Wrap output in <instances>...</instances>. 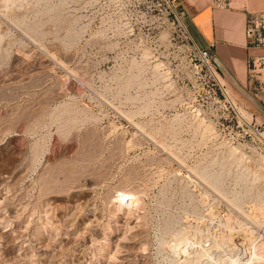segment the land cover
I'll return each instance as SVG.
<instances>
[{"label":"rangeland","instance_id":"obj_1","mask_svg":"<svg viewBox=\"0 0 264 264\" xmlns=\"http://www.w3.org/2000/svg\"><path fill=\"white\" fill-rule=\"evenodd\" d=\"M7 1L0 264H48V250L52 264H182L181 239L188 256L215 239L199 264H264V133L241 122L178 1Z\"/></svg>","mask_w":264,"mask_h":264},{"label":"crops","instance_id":"obj_2","mask_svg":"<svg viewBox=\"0 0 264 264\" xmlns=\"http://www.w3.org/2000/svg\"><path fill=\"white\" fill-rule=\"evenodd\" d=\"M177 1L194 42L199 48L210 51L218 74L231 84L239 107L250 113L256 122L264 124V93L260 98L251 94L248 70L249 55L264 52V49L248 47L246 39L248 15L264 11V0Z\"/></svg>","mask_w":264,"mask_h":264},{"label":"built area","instance_id":"obj_3","mask_svg":"<svg viewBox=\"0 0 264 264\" xmlns=\"http://www.w3.org/2000/svg\"><path fill=\"white\" fill-rule=\"evenodd\" d=\"M167 7L174 8L177 4V0H161ZM246 39L248 47L252 49H264V11L250 12L246 22ZM198 50L203 59L210 65L213 62L212 54L208 49H202L198 47ZM213 67V68H212ZM212 70L218 73L215 66H212ZM248 70L250 79L252 80L251 94L255 98H260L264 93V52L256 51L252 52L248 58ZM217 76V75H216ZM219 79V78H218ZM223 90H225L224 84L219 82ZM242 123L250 126L253 131L258 135L264 133L262 131L263 123L256 122L253 118L248 119L243 116L240 111L239 105H234Z\"/></svg>","mask_w":264,"mask_h":264},{"label":"bare ground","instance_id":"obj_4","mask_svg":"<svg viewBox=\"0 0 264 264\" xmlns=\"http://www.w3.org/2000/svg\"><path fill=\"white\" fill-rule=\"evenodd\" d=\"M17 1V0H16ZM6 2H10V1H7L6 0ZM8 4V3H7ZM184 24V23H183ZM185 25V24H184ZM34 27V26H33ZM33 27H32V29H33ZM36 27H37V25H36ZM35 28V27H34ZM35 29H37V28H35ZM35 29H33V30H35ZM40 29V28H39ZM36 31V30H35ZM70 82V81H69ZM70 85V84H69ZM70 86H72L73 87V89L76 87V83L75 82H71V85ZM71 89V88H70ZM230 89H232V88H230ZM76 90V89H75ZM74 90V91H75ZM76 92H77V90H76ZM21 128V127H20ZM1 166V165H0ZM11 168V167H10ZM13 168V167H12ZM0 170H1V168H0ZM14 169H12V171H13ZM2 171V170H1ZM18 171V170H17ZM203 172H205V171H202V174H203ZM7 173V172H6ZM6 173H0V187L1 186H3L4 187V185L5 184H7V182H8V178L6 177L7 175H6ZM206 173H207V171H206ZM205 173V174H206ZM20 174V173H19ZM207 174H209V173H207ZM206 174V175H207ZM210 174H211V172H210ZM214 174V173H213ZM9 175V174H8ZM216 175V174H215ZM215 175H214V177H215ZM205 176V175H204ZM213 177V178H214ZM219 177V176H218ZM19 178V177H18ZM219 180H220V178H218ZM217 179V180H218ZM15 180H17V178L15 179ZM14 180V181H15ZM208 180V179H207ZM210 181H211V179H210ZM209 181V182H210ZM11 183V182H10ZM213 183V182H212ZM220 183V182H219ZM219 183H218V185H219ZM20 185V184H19ZM44 185V184H43ZM10 186V185H9ZM49 186V185H48ZM78 186V185H77ZM8 187V186H7ZM216 187H217V185H216ZM219 187V186H218ZM45 188V187H44ZM8 190H10V189H8ZM119 192V191H118ZM121 192V191H120ZM45 194V193H44ZM15 195V194H14ZM40 195H42V194H40ZM4 196V195H3ZM39 196V195H38ZM137 196L138 195H136V192L134 191V190H123L122 189V192H121V196H120V200H119V204L120 205H125L127 208H128V206H133V205H135V202L138 200V198H137ZM11 197V196H10ZM5 198V197H4ZM24 198V197H23ZM119 199V198H118ZM1 200V199H0ZM3 201V200H2ZM118 201V200H117ZM17 202V201H16ZM236 202V201H235ZM20 204V203H19ZM18 204V205H19ZM37 204V203H36ZM5 205H6V203H5ZM21 205V204H20ZM42 205V204H41ZM118 206V205H117ZM49 207V206H48ZM17 208V207H16ZM18 208H20V206L18 207ZM17 208V209H18ZM23 208V207H22ZM13 209V208H12ZM15 209V208H14ZM21 209V208H20ZM23 209H25V208H23ZM78 210V209H77ZM83 210V209H82ZM11 211V210H10ZM15 211H18V210H15ZM69 211V210H68ZM94 211H96V210H94ZM45 212V211H44ZM50 212V211H49ZM81 212V211H80ZM263 212V211H262ZM18 213V212H17ZM16 213V214H17ZM46 213V212H45ZM10 214H11V212H10ZM20 214H18V216H19ZM43 215V214H42ZM259 215V214H258ZM45 216V215H44ZM255 216V215H254ZM17 217V216H16ZM263 218V217H262ZM102 219V218H101ZM66 221H68V220H66ZM45 224V223H44ZM59 224V223H58ZM28 225V224H27ZM48 225V224H47ZM46 225V226H47ZM70 225V224H69ZM40 228V227H39ZM38 228V229H39ZM51 228V227H50ZM60 229V228H59ZM34 232V231H33ZM37 232V231H36ZM46 232V231H45ZM247 233V232H246ZM36 234V233H35ZM40 234V233H39ZM259 234V233H258ZM56 236V235H55ZM211 235H209V237H210ZM54 238V237H53ZM52 238V239H53ZM211 238V237H210ZM214 238V237H213ZM212 238V239H213ZM178 239V238H177ZM202 239V238H201ZM54 240V239H53ZM53 240H52V242H53ZM214 240V244H212V246H209V248L207 247H205V249L204 250H200L201 252H198V253H194L195 255H191V256H188V253H185V251L183 252V250L185 249V247L184 246H186V244L187 243H189V242H182V239H181V242L179 243V245H178V250H179V252H181L182 254H183V262H182V264H199V262H198V260L200 259V258H202L203 256H208L209 257V255L210 254H212L213 252H215V253H217L218 252V248H219V246H218V244L215 242V239H213ZM248 240V239H247ZM51 241V240H50ZM55 241V240H54ZM197 241V240H196ZM195 241V242H196ZM234 241V240H233ZM237 241V240H236ZM38 242V241H37ZM65 242V241H64ZM192 242V241H191ZM218 242V241H217ZM248 242V241H247ZM55 243V242H54ZM54 243H53V245H54ZM63 243V242H62ZM78 243V242H77ZM185 243V244H184ZM197 243V242H196ZM201 243V242H200ZM235 244H236V242H234ZM234 243H233V245H234ZM232 244V243H231ZM48 245V244H47ZM50 245V244H49ZM82 245V244H81ZM189 245H191L190 243L187 245L188 247H189ZM199 245V244H198ZM203 245V244H202ZM220 245V244H219ZM36 246V245H35ZM51 246V245H50ZM186 246V247H187ZM236 246V249H237V247H238V251L240 250V249H242V248H244L242 245H240V244H238L237 243V245H234V247ZM239 246H240V248H239ZM241 246H242V248H241ZM246 246V245H245ZM46 247V246H45ZM248 247V246H247ZM36 248H38V247H36ZM59 248V247H58ZM193 248V247H192ZM198 248H199V246H198ZM202 248V247H201ZM84 249V248H83ZM187 249V248H186ZM75 250V249H74ZM177 250V251H178ZM199 250V249H198ZM49 251V250H48ZM47 251V252H48ZM81 251V250H80ZM84 251V250H83ZM192 252H193V250H191ZM47 252H43V254L42 255H44V256H46L47 258H48V264H52V258H53V256L54 257H56V255H52L51 257L49 256V252L47 253ZM76 252V251H75ZM79 252V251H78ZM186 252H187V250H186ZM191 252V253H192ZM220 252V251H219ZM254 252V251H253ZM38 253V252H37ZM52 253V252H51ZM57 254V253H56ZM78 254V253H77ZM76 254V255H77ZM205 254V255H204ZM219 254V253H218ZM27 255V254H26ZM257 255V254H256ZM80 256H81V254H80ZM182 256V255H181ZM212 257H213V254L211 255ZM210 256V257H211ZM247 256V258H246V263H249L250 264V261H252V256L250 255V254H247L246 255ZM71 257V256H70ZM209 257V258H210ZM262 257V256H261ZM207 258V257H206ZM230 258V257H229ZM229 258H228V261H229ZM67 259V258H66ZM214 259V258H213ZM41 260V259H40ZM47 260V259H46ZM61 260V259H60ZM77 260V259H76ZM204 260V259H203ZM212 260V259H211ZM226 260V259H225ZM224 260V261H225ZM230 260H231V258H230ZM42 261V260H41ZM56 261V260H55ZM57 261H59V259L57 260ZM80 261V259H78L77 260V263L76 264H79V263H81V261ZM208 261H209V259H208ZM214 261V260H213ZM220 260H218V262H219ZM224 261H223V263H224ZM47 262V261H46ZM61 262H62V260H61ZM85 262V261H84ZM83 261H82V263L81 264H85ZM207 262V261H206ZM205 262V263H206ZM225 262H227V261H225ZM236 262V261H235ZM45 263V262H44ZM228 263V262H227ZM230 264H234L232 261L231 262H229ZM59 264V263H58ZM201 264V263H200Z\"/></svg>","mask_w":264,"mask_h":264}]
</instances>
